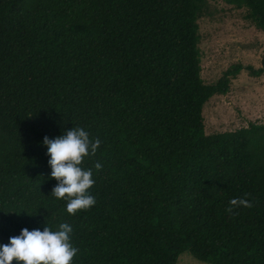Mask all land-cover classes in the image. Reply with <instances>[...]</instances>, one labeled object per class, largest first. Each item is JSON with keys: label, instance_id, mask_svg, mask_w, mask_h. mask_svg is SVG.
I'll use <instances>...</instances> for the list:
<instances>
[{"label": "trees", "instance_id": "1", "mask_svg": "<svg viewBox=\"0 0 264 264\" xmlns=\"http://www.w3.org/2000/svg\"><path fill=\"white\" fill-rule=\"evenodd\" d=\"M207 1L0 0V244L68 223L72 264H264V124L205 135L201 115L264 53L204 84ZM219 1L264 36V0ZM73 127L102 143L96 204L69 215L42 142Z\"/></svg>", "mask_w": 264, "mask_h": 264}, {"label": "rangeland", "instance_id": "2", "mask_svg": "<svg viewBox=\"0 0 264 264\" xmlns=\"http://www.w3.org/2000/svg\"><path fill=\"white\" fill-rule=\"evenodd\" d=\"M236 10L219 0L207 1L197 20L200 78L213 84L229 67L239 64L256 69L264 53V36ZM203 133L212 135L244 128L248 123L264 124V73L249 77L241 70L231 80L228 92L215 95L202 106ZM175 264H203L187 253Z\"/></svg>", "mask_w": 264, "mask_h": 264}, {"label": "clouds", "instance_id": "3", "mask_svg": "<svg viewBox=\"0 0 264 264\" xmlns=\"http://www.w3.org/2000/svg\"><path fill=\"white\" fill-rule=\"evenodd\" d=\"M51 178L58 183L51 195L56 199H66V211L75 215L78 211L89 210L96 204V198L89 190L95 184L93 168H83L85 157H94L101 146L99 138H91L83 127H73L55 139L45 137ZM100 162L94 164L97 172L102 169ZM252 201L233 198L225 209L230 215L240 208H252ZM73 228L68 223H60L53 231L48 226L43 231L27 228L19 236L9 238L8 244H0V264H72L79 249L72 243Z\"/></svg>", "mask_w": 264, "mask_h": 264}]
</instances>
